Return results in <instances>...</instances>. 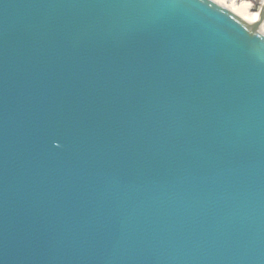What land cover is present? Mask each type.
<instances>
[{
    "label": "water",
    "instance_id": "water-1",
    "mask_svg": "<svg viewBox=\"0 0 264 264\" xmlns=\"http://www.w3.org/2000/svg\"><path fill=\"white\" fill-rule=\"evenodd\" d=\"M0 0V264H264V1Z\"/></svg>",
    "mask_w": 264,
    "mask_h": 264
},
{
    "label": "bare ground",
    "instance_id": "bare-ground-1",
    "mask_svg": "<svg viewBox=\"0 0 264 264\" xmlns=\"http://www.w3.org/2000/svg\"><path fill=\"white\" fill-rule=\"evenodd\" d=\"M219 3H222L224 0H216ZM264 1V0H263ZM262 1V2H263ZM261 5V4H260ZM260 7L253 11V5L250 2H244L240 5H237L233 3L229 9H231L233 12L247 20L248 22L252 24H258L260 22Z\"/></svg>",
    "mask_w": 264,
    "mask_h": 264
},
{
    "label": "rangeland",
    "instance_id": "rangeland-1",
    "mask_svg": "<svg viewBox=\"0 0 264 264\" xmlns=\"http://www.w3.org/2000/svg\"><path fill=\"white\" fill-rule=\"evenodd\" d=\"M262 1L263 0H224L221 4H223V5H225V6H227L229 8L233 3H235L237 5H240V4L244 3V2H250L253 5L252 10L255 11L254 7L257 4L258 5L262 4Z\"/></svg>",
    "mask_w": 264,
    "mask_h": 264
}]
</instances>
